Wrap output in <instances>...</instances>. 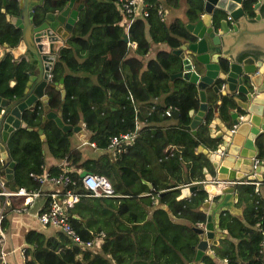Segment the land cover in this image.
Listing matches in <instances>:
<instances>
[{
	"label": "trees",
	"instance_id": "trees-1",
	"mask_svg": "<svg viewBox=\"0 0 264 264\" xmlns=\"http://www.w3.org/2000/svg\"><path fill=\"white\" fill-rule=\"evenodd\" d=\"M82 7L66 45L59 50L58 59L52 64L50 83L44 89L47 103L53 110L60 109L64 123L82 121L95 147L105 148L110 136L133 128L136 103L161 96L160 104L148 102L152 107L143 124L137 128L133 142L120 154L110 157L105 152L81 160L77 148L70 146V131L63 132L52 119H41V102L36 100L33 108L23 109L21 121L25 127L13 128L6 137V149L13 161L10 189L19 187L26 191L38 189L37 177L43 164L42 144L49 153L63 159V165L50 166L48 175L67 174L73 184H65L77 193V199L67 207L69 221L82 239L103 233L100 250L81 248L73 244L61 231L54 234L29 229L24 233L23 264H187L193 254L192 245L196 234L191 226H183L185 235L181 248L167 241L160 228L172 220L167 205L171 202L196 210L204 193H190L176 199L179 187L167 177L165 170L177 163L183 166L189 179L193 180L197 167L203 160L196 147L204 143L203 125L192 134L183 125L190 120L189 109H196L198 93L192 82L181 77L169 78L180 69V59L171 50H158L153 58L143 62L149 41L165 42L170 48L179 44L177 35L186 32L184 23L177 17L164 24L156 14V6L163 1L176 7L179 0H149L145 18H135L128 28V39L135 42L134 55L127 54V44L121 39L120 15L115 0H79ZM64 0L55 2L60 5ZM187 20H194L203 9V0H184ZM58 5V6H59ZM3 7V11L1 10ZM244 9L250 13L246 2ZM37 8L34 7V10ZM15 0H0V44L12 46L19 38V29L5 14H17ZM220 13L215 10L212 19L216 24ZM147 29L148 33H145ZM148 35V37H147ZM98 67L93 71L95 61ZM27 78V63L24 58L13 59L9 53L0 58V96L9 99L22 94ZM62 78L64 95L55 84ZM217 111L225 117L232 100L227 95L219 98ZM216 95L207 106L206 116L212 112ZM167 107L175 109L176 117L167 128L182 131L185 149L177 151L165 135L160 124V113ZM41 128L39 138L32 127ZM259 158L264 159V142L258 140ZM70 165L101 174L111 183L117 196H92L81 186L78 173L67 170ZM264 178V174H263ZM146 182H150L149 187ZM261 186L264 191V181ZM244 184L243 186H245ZM251 185V184H249ZM243 186L240 188L242 189ZM159 194V192H161ZM141 192V195H139ZM254 202L251 214L238 218L229 213L220 214L219 224L227 231V237L217 246L216 255L225 258L224 264H264V197L260 191H249ZM48 196L40 210L44 208ZM0 196V231L7 228L6 206ZM201 213L200 210H198ZM149 213V214H148ZM202 214V213H201ZM203 217V214H202ZM232 239H236L233 242ZM203 264H216L215 259L204 254Z\"/></svg>",
	"mask_w": 264,
	"mask_h": 264
},
{
	"label": "water",
	"instance_id": "water-1",
	"mask_svg": "<svg viewBox=\"0 0 264 264\" xmlns=\"http://www.w3.org/2000/svg\"><path fill=\"white\" fill-rule=\"evenodd\" d=\"M41 1L18 0V15L5 14L6 20L20 29V35L13 46L0 44V58L9 53L17 59L23 53L30 69L20 96L11 99L0 96V160L4 168L13 167L6 149V137L13 128L25 127L21 112L33 108L34 101L41 102V119H52L63 132L76 131L80 127L79 124L64 123L60 109L53 110L47 103L44 89L51 84L50 67L65 35H60L58 29H51L52 32L44 36L40 31L41 23L34 27L37 34L32 43L31 7ZM72 2L68 0L54 11L57 20L65 22L67 29L82 6L80 3L69 10ZM244 2L250 13L244 9ZM1 3L3 5L5 0ZM215 10L220 13L216 24L212 19ZM50 14L48 12L46 16ZM184 27L186 32L180 36L178 46L172 48L180 59V69L170 73L169 78L181 77L195 85L198 105L194 111L188 110L190 120L183 128L194 134L196 127L202 124V130H205L204 143L196 148L203 155L199 163L202 167L197 180L185 186L187 193L199 191L207 196L201 198L197 206L203 214L202 221L191 226L196 242L192 245V259L188 262L202 264L201 256L213 257L210 246L217 244L226 233L219 221L220 214L231 209L228 202L233 206L244 184L262 183L264 179V161L253 165L252 160L260 153L257 141L262 139L264 142V0H203L201 13L193 21H186ZM121 39L127 41L125 33L121 34ZM56 87L63 97L62 78ZM207 88L213 95L231 98L225 117H220L217 101L212 104L211 115L206 116ZM172 115L176 117L177 112L173 110ZM32 129L43 137L41 128L33 126ZM88 172L82 169L78 176ZM186 195L181 191L176 199Z\"/></svg>",
	"mask_w": 264,
	"mask_h": 264
},
{
	"label": "crops",
	"instance_id": "crops-1",
	"mask_svg": "<svg viewBox=\"0 0 264 264\" xmlns=\"http://www.w3.org/2000/svg\"><path fill=\"white\" fill-rule=\"evenodd\" d=\"M161 3H162V8H163V19H162L163 22L165 21V14L170 20V22L175 17L179 18L183 23H185L186 21H190V20H187V17L184 14V9H185L184 0H179V4L176 7L168 6L163 1H161ZM122 33H124L123 29H122L121 34ZM145 33L146 34L148 33L147 29L145 30ZM181 35L176 36L178 40ZM125 42L127 44V41ZM134 47L135 45L133 46V45L127 44V54L128 55H134ZM158 50H171L172 51V48H170L168 44H166L165 42L149 41V47H148L147 52L143 56H140V57L144 62L149 58H153L155 53ZM98 64H99V59L95 61L93 71L97 69ZM55 86H57V83L55 84ZM205 97H206L207 104L210 105L212 100L214 99V95L211 89L209 88L205 89ZM216 97H217L216 101L219 103V99H218L219 96H217V94H216ZM148 102L160 104L161 96H157L154 98H148L144 101H139L136 103L135 110H136L137 115L139 116V117H136L134 120V126L136 125V135H137V128L143 124V121L141 119H145L151 111L152 107H149L147 105ZM173 110L175 111V109H172L170 112V115L168 116L164 114L163 112L164 110L160 113L161 115L160 124L163 126L165 135L167 136L171 144V147H173L177 151H182L186 148L182 141V136H181L182 131L172 130V129L167 128L168 124H171L173 122V120L171 119V117L173 116L172 115ZM194 110L195 109H193V111ZM76 124H79L80 127L76 131L69 130L71 132V134L69 135V142H70L71 147L77 148L79 150L81 160L88 158V157H95L103 152L108 154L110 157L116 156V155H113L111 148H109L108 146V143L106 147L103 149L95 147L94 142L91 139H89V133L84 128L82 121H78ZM204 131L205 130L201 131L203 137H204V134H203ZM39 138H43V137L39 136ZM41 151L43 153V164H42L41 174L48 173L47 169L50 166H53V165L62 166L63 165V159H58V158L53 157L49 153L47 146L44 143L42 144ZM261 161H264V159ZM201 167L202 165L199 164L197 167V173L195 174V177L193 180L189 179L188 175L185 173L183 169V166L179 163H177L173 167L167 168L164 172L167 175V177H169L176 183L177 187H179V192L182 191L186 193L187 195L185 197H188L190 193H187L185 186L187 183H192L197 180ZM82 169H85V168L74 166V165H70L67 168V170H72L77 173H79ZM262 174H264V172ZM11 176H12V169H10L9 167L4 168L2 166V161L0 160V196H2L1 201L3 205L6 206L5 217L7 219V228L4 231L0 232V250L3 252L2 259H3L4 264H23V247L27 245V243H25L24 241V233L27 230L29 229L37 230V231L44 233V235H51L55 233L56 229L54 227H52L51 225L42 224L37 219V213L40 211L41 207L44 204L45 196H46L45 192L46 193L47 192H59L62 186L64 185L51 182L50 180L38 181L40 183V186L38 189H35V190H38L39 194L35 195L32 198L31 202L26 205V209L24 210V209H20V207L22 206L23 200L25 199L26 195L13 193V191L15 190L10 189L8 185H4L6 181H11ZM248 183H251V182H248ZM146 184L149 186V184L151 183L146 182ZM261 185L262 184L257 183L256 190L258 188V190L260 191V194L262 195V197H264V191ZM252 186L254 190V183L251 185L246 184L245 186H243V188L239 190L238 199L233 203V206L228 202V206L231 209L226 211L225 213H229L238 218H243L245 215L251 214L255 207L254 202L252 201L251 194L249 192ZM114 193L115 195L113 196L119 195L115 191ZM142 193L144 192H141L139 195H141ZM98 196H101V195H98ZM203 198H207V196L206 197L203 196ZM48 200L49 199L47 198V202ZM47 202L45 204H47ZM1 208L2 207H0V214H1ZM167 208L171 214L172 220L169 224L160 228V234L163 235V237L167 241L171 242L176 247L179 246V248H181L183 246V243L185 242L184 241L185 231H184L183 226L184 225L192 226V225L200 223L203 218L202 214L198 212V209L188 210L185 208L184 205L178 204L176 202H171L170 204L167 205ZM227 236L228 235L226 231L224 237H227ZM224 237H220L217 244L210 246L211 251L213 253L212 258L215 259L216 264L225 263L224 257L221 258L218 255H216V251H217L216 248L217 246L221 245L222 238ZM232 240L233 242H236V239H232ZM100 243L98 247L94 245L95 250H100L99 249ZM191 259H192V256L189 259V261Z\"/></svg>",
	"mask_w": 264,
	"mask_h": 264
},
{
	"label": "built area",
	"instance_id": "built-area-1",
	"mask_svg": "<svg viewBox=\"0 0 264 264\" xmlns=\"http://www.w3.org/2000/svg\"><path fill=\"white\" fill-rule=\"evenodd\" d=\"M115 8L120 15L118 24L122 27L123 32L127 37V44L135 45V42L128 39L127 33L131 22L135 18H145L148 14L149 0H115ZM156 14L160 20L163 19L162 3L159 2L156 6ZM165 115H170L171 108L164 109ZM136 136V125L133 128L126 129L110 136L108 146L111 148L113 155L123 152L127 144H130ZM253 165L263 160L258 157H253ZM38 181L50 180L51 182L59 184H73L71 178L64 173L57 175H48L43 173L37 177ZM264 181V180H263ZM257 181H254V190H256ZM81 186L87 191L85 194L92 196H113L115 195L113 187L110 182L101 174L93 172L85 173L80 177ZM13 193L26 195L23 200V204L20 209H26V205L31 202L32 198L39 194L38 190L26 191L24 188L19 187ZM48 196V202L46 206L37 213V219L45 225H51L56 230L61 231L73 244L81 248L94 249V245L98 247L101 242L103 233L100 231L95 237L82 239L76 230L73 228L69 221V215L67 213V207L76 201L78 194L74 193L67 188L63 192H45ZM1 217V214H0ZM1 232V231H0ZM261 243L264 244V232L261 239ZM3 252L0 250V264H4Z\"/></svg>",
	"mask_w": 264,
	"mask_h": 264
},
{
	"label": "flooded vegetation",
	"instance_id": "flooded-vegetation-1",
	"mask_svg": "<svg viewBox=\"0 0 264 264\" xmlns=\"http://www.w3.org/2000/svg\"><path fill=\"white\" fill-rule=\"evenodd\" d=\"M59 1H62V0H42L40 3L38 4H34L32 5L31 9H32V15L31 17L29 18V21L32 25V29H31V36H30V39L32 41V43L34 44V36L35 34H37V30L34 29V27H36L37 25L43 23V26L42 28L40 29V31H42V35H47L49 34V32H52L51 29H58V33L61 35L62 33H64L65 35V38L61 41V45L58 47L56 53H55V57L53 59V62L55 60L58 59V56H59V50L66 45V41L67 39L70 37V35L72 34V29H73V26L77 20V15H78V11L76 13V18L73 20L72 24H71V27L70 29H67L66 25H65V22H59L56 18V15H55V9L56 7L59 5H56L55 2H59ZM16 2V6L18 8V0H15ZM68 2V0H64V2L62 4L59 5V7H62L64 6L66 3ZM81 2L79 0H73L72 2V5L70 6L69 10H71L72 8H75L78 6V4H80ZM82 4V3H81ZM34 7H36L37 9L34 10ZM82 7V6H81ZM80 7V8H81ZM51 13L49 16H46V13ZM19 13V8H18V12L17 14H9V15H15L17 16ZM68 16V15H67ZM19 29V28H18ZM53 34V33H52ZM19 35H20V29H19ZM54 35V34H53ZM55 36V35H54ZM19 39V38H18ZM18 39L16 41V43L18 42ZM15 43V44H16ZM5 44V43H3ZM14 44V45H15ZM6 46H9L7 44H5ZM13 46V45H12ZM18 58H25L24 54L21 53ZM17 58V59H18ZM52 62V64H53ZM27 63V62H26ZM52 64H51V67H52ZM51 67H50V71H51ZM30 69V66L27 65V70ZM50 71H49V74H50ZM51 75V74H50ZM50 75H49V82H50Z\"/></svg>",
	"mask_w": 264,
	"mask_h": 264
},
{
	"label": "rangeland",
	"instance_id": "rangeland-1",
	"mask_svg": "<svg viewBox=\"0 0 264 264\" xmlns=\"http://www.w3.org/2000/svg\"><path fill=\"white\" fill-rule=\"evenodd\" d=\"M169 19H168V17L166 16V14H165V24H168L169 22H170V20L168 21Z\"/></svg>",
	"mask_w": 264,
	"mask_h": 264
}]
</instances>
